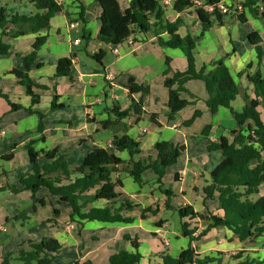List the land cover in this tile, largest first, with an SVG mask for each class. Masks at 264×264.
Returning <instances> with one entry per match:
<instances>
[{
    "label": "crops",
    "instance_id": "crops-1",
    "mask_svg": "<svg viewBox=\"0 0 264 264\" xmlns=\"http://www.w3.org/2000/svg\"><path fill=\"white\" fill-rule=\"evenodd\" d=\"M117 1L125 12L132 0ZM243 1L220 0V3L233 9ZM62 6L63 10L51 18L49 28L45 30L20 37H3L0 28V38L10 47L7 55L0 54V92L7 95L12 103L25 109L32 107L31 98L25 87L19 84L15 71L25 72L24 59L34 52L35 41L39 37H47L46 43L37 51L35 64L28 73L35 84V94L41 97L40 103L32 107L34 113L25 109L14 111L5 99L0 98V161L10 167L0 177V193L9 189L11 196L8 199H16L18 195L11 188L19 186V192L27 193L22 194L24 197L28 195L34 204L45 208L49 196H52L47 189H41L33 199L31 192L19 185L20 178L32 172L28 146L31 145L36 152L58 149V154L63 155L68 165L74 168L80 166L94 150L106 149L108 144L113 143L115 135L127 134L139 142V153L132 158L127 150H114L125 165L119 166L111 177L113 182L121 184L116 188L121 197L115 201L114 207L120 209L124 202L129 201L137 208L130 212L124 210L122 214L134 218V222L82 221L81 226L78 222L71 221L70 206L59 204V198L52 196L62 206L61 209L53 207L59 213L42 218V221L29 228V237L20 239L19 242L13 236H2V233L8 231L5 224L10 223L14 217L5 214L0 219V261L11 253L8 251L9 245L12 246V253H16L20 246L30 242L38 243L45 238H54L62 246L57 258L63 261L56 264H109L113 254L123 250L134 251L131 241L125 238L128 236L139 240V252L142 255L139 264H162V256L169 254L176 258L191 242L182 236L181 220L174 235L168 232L170 223L162 216L164 210H167L168 198L159 189L154 171H145L143 183L139 185L129 176L127 163L131 159L144 165L154 163L157 159L155 146L160 142L185 146L179 162L168 167L163 178L164 189H168L164 183L167 177L173 176L177 185V193L168 189L180 200L173 205L174 198L170 199L171 205H190L197 214L205 217L221 215L217 198L205 200L203 195L204 188L211 184V173L223 161L222 153L209 151L208 146L210 141L218 142L221 137H233V132L240 128L229 109L221 107L215 115L210 113L205 103L208 95L202 81H190L186 84L188 93L183 94V98L194 105L179 112L175 120L171 121L164 74L169 66L173 73L187 69L184 52L161 46L157 37L147 32L133 35L136 39L134 48L128 44L119 46L120 55L117 56L113 47L98 40L102 8L97 0H64ZM0 7L4 8L9 20L15 16L31 17L46 13L37 10L32 0H0ZM168 8L173 11V6ZM244 15L245 23L240 22L237 17V22L231 24L230 28L223 20V25L215 24L212 29L203 31L192 9L181 14L174 11L171 15L167 14L171 21L178 18L184 20L185 25L179 30L181 36L190 33L194 38L197 71L206 68L209 72L213 64L221 60L234 77L246 71L243 76L236 78L240 93L233 107L239 112L246 104V97L254 98V86L247 75L264 73V56L260 61L256 47L248 39L249 34L258 33L262 39L260 46L264 51V20L253 17L247 11ZM75 23L79 26L72 28L71 25ZM258 27L262 30L257 29ZM16 30V26L9 25L6 32ZM162 38L167 40L169 36L163 34ZM77 39L81 42L75 45ZM100 52L105 53L102 64L92 57ZM62 59L72 61L71 79L57 76V66ZM38 64L40 67H37ZM110 74L115 76L114 81L108 80ZM131 82L134 86H143L144 90L133 94ZM54 96L58 97L57 104L61 105L58 109L52 108ZM132 99L141 106L144 113L141 116L132 113L129 118L119 122L112 111L113 107H119L120 111L129 109ZM260 110H264V105ZM196 111H200L201 116L191 126L185 127L183 122L189 120ZM152 115L155 116L154 121ZM262 119L264 121L263 117ZM104 122L119 124L114 129H104ZM40 124L43 125L42 132L38 130ZM209 125L212 126L209 139H203L200 135ZM107 131L113 132V137L104 143L99 136L101 132ZM12 178L13 181L10 180ZM263 187L264 185L260 188L261 192ZM41 200L45 205L39 203ZM106 205L107 202L99 201L91 206L103 208ZM147 209L158 213L143 214V210ZM63 211L67 214L62 218ZM20 217L14 219L19 233L24 232L26 223L31 220L30 215L25 216V220ZM74 220L79 219L74 217ZM195 223L198 236L208 222L197 219ZM163 239L170 241L168 248L164 247ZM192 246L200 257H217L221 254L224 257L227 251L241 250L245 255L264 260V236L259 237L255 243H241L232 231L224 227L211 230L200 240L192 242ZM235 263L233 258L229 264Z\"/></svg>",
    "mask_w": 264,
    "mask_h": 264
},
{
    "label": "trees",
    "instance_id": "trees-1",
    "mask_svg": "<svg viewBox=\"0 0 264 264\" xmlns=\"http://www.w3.org/2000/svg\"><path fill=\"white\" fill-rule=\"evenodd\" d=\"M97 1L102 8L99 19L101 27L98 34V40L101 43L115 48L123 45L130 36L136 33L150 32L157 37L161 46L181 49L184 52L187 69L184 72L173 73L168 62L169 68L164 74V85L169 94L168 108L171 121L175 120L179 112L194 105L193 102L183 98V94L188 93L186 84L190 81H202L208 95L205 103L210 113L215 115L219 108H227L240 128L239 131L233 132V137H221L218 142L210 141L208 146L209 151H220L223 161L211 173V184L204 188L203 195L205 200L217 198L222 211L221 215L205 217L197 214L190 205L176 207L171 205L170 199L174 197V193L163 188V178L167 168L179 162L185 152V146L160 142L155 146L157 159L154 163L144 165L133 159L127 163L129 176L139 185L143 183L145 171L149 169L154 171L157 175L159 189L168 198L167 209L175 210L178 213L181 220L182 236L191 242L176 258L169 254L162 256V264H217L216 262L220 264L219 259L214 255L200 257L192 246V242L200 240L218 227L232 231L241 243H255L259 237L264 236V195L261 196L260 191L264 185V121L259 111V108L264 105V73L255 76L247 75L248 80L254 86V98L246 97L244 108L240 112L236 111L233 104L240 93L236 78L243 76L246 71L234 77L223 60L214 63L209 72L206 68L197 71L194 55L195 40L190 33L184 37L180 35L179 30L185 25L184 20L178 18L171 21L167 17V8L163 6L162 0H132L125 12L121 10L117 0ZM203 1L210 4L220 3V0ZM32 2L37 10L46 13L31 17L15 16L9 20L4 8L0 7V28L3 37H20L45 30L49 28L51 18L63 10V6L58 4L57 0H32ZM238 5H242L243 11L236 14V8H231L229 14H236L240 22H246L245 11L255 18L264 20V0H244ZM191 9L197 15L203 31L212 29L215 24L223 25V18L228 15L219 12L206 13L197 8L193 0H175L173 3V11L178 14ZM9 25L16 26L17 30L7 33ZM163 34H167L169 38L163 40ZM248 39L256 47L261 61L264 51L260 46L262 42L260 35L251 33ZM46 41L47 37L45 36L37 38L33 46L34 52L24 59L25 72L15 71L19 84L25 87L27 95L31 98L32 107L40 103L41 97L35 94L33 90L35 84L28 73L35 64L37 51ZM9 51V45L0 38V54L7 55ZM92 57L102 64L105 53L100 52ZM71 66L70 59L60 60L57 66V76L71 79ZM37 67H40V64ZM143 90V86H134L131 82L133 94ZM0 98L5 99L14 111L25 109L19 104L12 103L9 97L2 92H0ZM57 101L58 97L54 96L53 109L61 107ZM32 107L25 110L34 113ZM112 111L118 117L119 122L129 118L132 113L138 116L144 113L141 106L133 99L129 109L120 111L119 107L114 106ZM39 115L42 117V114L39 113ZM200 116L201 112L196 111L189 120L183 122V125L191 126ZM151 117L154 121L155 116ZM119 122H104L102 128L114 129ZM211 129V125L207 126L200 136L203 139H209ZM38 130L43 131L42 124ZM113 146V148L94 150L86 156L80 166L71 168L66 158L58 154V149L49 152H36L30 145L27 147V151L32 172L20 178L19 185L26 191H30L33 199L41 189H47L52 196L59 198V204L70 206L71 221H76L81 226L82 221L133 223L134 218L125 216L122 211L130 212L137 207L132 206L129 201L124 202L120 209L114 207L115 201L121 197V193L116 190L121 184L113 182L111 176L119 166L125 165V162L113 151L127 150L133 158L139 153V142L127 134L115 135ZM41 160L44 162L41 163ZM11 190L13 193L19 192L16 187H12ZM99 201H105L108 205L103 208L91 206ZM39 203L45 205L43 200ZM54 213L58 214L59 212L54 210ZM147 213L157 214L158 212L149 209L143 210V214ZM74 217L79 220H74ZM197 219L208 222L206 228L198 236H196L198 227L195 223ZM125 238L131 241L134 251L123 250L113 254L109 259V264L140 263L142 255L139 252V240L131 239L128 236ZM61 248L62 246L56 239L45 238L38 243L30 242L28 245H23L16 253L7 254L2 258L0 264H52L60 254ZM233 258L235 264H264V260L257 257L252 258L242 251Z\"/></svg>",
    "mask_w": 264,
    "mask_h": 264
},
{
    "label": "rangeland",
    "instance_id": "rangeland-1",
    "mask_svg": "<svg viewBox=\"0 0 264 264\" xmlns=\"http://www.w3.org/2000/svg\"><path fill=\"white\" fill-rule=\"evenodd\" d=\"M172 13H173L172 9L168 8L167 14L171 15ZM223 19L226 22V25L228 28H230L231 24H234L235 22H237V20H236L237 16L232 15V14L225 15ZM263 24H264V21H263ZM252 27H253V25H252ZM248 29H251V28H248ZM257 29L262 30L261 27H258ZM261 113H262V117L264 118V110H262ZM112 134H113V132H111V131L101 132V135L99 136V138L105 143V142H107L108 139L113 137ZM9 168H10L9 164L5 163L4 161H0V177H2L3 171L8 170ZM169 172H173V171H169ZM10 180L13 181V178ZM164 183L166 185L165 186L166 188L172 189L175 191V193H177V191H176L177 185L174 182L173 176L167 177V179L165 180ZM18 187H17V189H18ZM8 190L7 189L3 190L0 193V219L5 214H7L9 217H14V219H15V217L19 218L20 215L22 214V216L20 217L21 220H23V219L25 220V218H22V217L30 215V217H31L30 221L31 222L28 221L26 223V227H24L25 228L24 232L21 231L19 233L18 232V226L14 223V219L11 220L10 223L5 224L8 231L5 233H2L3 237L13 236V238H15V240H17L19 242L20 239H23L25 237L26 238L29 237L30 232L28 230L31 226H35L37 222L42 221V218L54 216L53 207L54 208L59 207L60 209L62 208V206L58 205L56 202V199L52 196H49V200L47 201L45 208L34 204L28 195H26V197H24V195H22V194H27V193L22 192V191L15 193L16 196L18 195L16 199H8V197L11 196V193ZM45 192H47V191H45ZM47 194H49V193H47ZM261 194H264V187L262 188ZM16 196H14V198ZM176 197H173L174 199L172 198L173 199V201H172L173 205L178 204V202L180 201V200H177L178 198H176ZM66 214H67V212L63 211L61 214V217L62 218L65 217ZM162 216L164 217V219H168V221L170 223V227L168 229V232H170L171 234L174 235L175 234L174 232L176 231V229L178 230V227H179L180 217H179L178 213L175 210L167 209V210H164ZM3 223H4V220H3ZM14 244L16 246V241L14 242ZM11 247L12 246L9 245L8 251L12 253L13 249ZM21 247L22 246H20V248ZM172 251H174V250H172ZM239 252H241V250H234L232 252L227 251L224 253V257H223V254H221L219 256L217 255V258L219 259V263L220 264H227V263L232 262L233 257L236 256ZM62 261L63 260H61L60 258H57L54 260V262L52 264L60 263ZM216 263L218 264V262H216Z\"/></svg>",
    "mask_w": 264,
    "mask_h": 264
},
{
    "label": "built area",
    "instance_id": "built-area-1",
    "mask_svg": "<svg viewBox=\"0 0 264 264\" xmlns=\"http://www.w3.org/2000/svg\"><path fill=\"white\" fill-rule=\"evenodd\" d=\"M64 0H57L58 4H63ZM175 0H162V4L165 8L168 7H172L173 3ZM194 5L197 8L202 9L203 11H205L206 13L209 14H213L215 12H219L220 14H229L231 13V8H229L228 6L219 3V4H210V3H205L203 0H193ZM237 12H235L236 14H240L243 11V7L242 5H238L236 7ZM235 10V11H236ZM79 26L78 23L72 24L71 27L72 28H77ZM81 42L80 39L75 40V45H78ZM124 44H128L130 47L134 48L136 45V39L134 38V36H130ZM113 52L119 56L120 55V50H119V46L113 48ZM115 76L113 75H108V80L109 81H114ZM144 132H146V130H144ZM113 143H110L107 145V148H113ZM164 247L168 248L170 246V241L168 239H163L162 240Z\"/></svg>",
    "mask_w": 264,
    "mask_h": 264
}]
</instances>
